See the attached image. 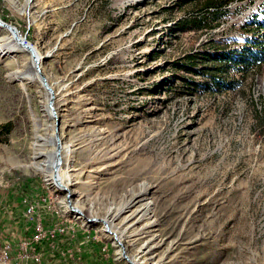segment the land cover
Segmentation results:
<instances>
[{
    "label": "rangeland",
    "instance_id": "374dc122",
    "mask_svg": "<svg viewBox=\"0 0 264 264\" xmlns=\"http://www.w3.org/2000/svg\"><path fill=\"white\" fill-rule=\"evenodd\" d=\"M200 1L0 0V20L39 55L54 110L28 49L8 50L0 30L11 264L33 232L30 202L44 226L57 215L74 226L33 244L40 264H77L62 255L75 247L91 264H264V61L212 57L263 50L264 0L234 1L209 31H177ZM55 134L57 167L34 157L37 143L56 151Z\"/></svg>",
    "mask_w": 264,
    "mask_h": 264
},
{
    "label": "trees",
    "instance_id": "16d2710c",
    "mask_svg": "<svg viewBox=\"0 0 264 264\" xmlns=\"http://www.w3.org/2000/svg\"><path fill=\"white\" fill-rule=\"evenodd\" d=\"M238 0H202L199 3H195L192 6V11L187 16L181 17L175 22L174 28L177 31H209L218 25V22L228 13L230 5ZM260 52H253L247 49L245 53H235L233 51L225 52L219 51L212 56L217 62L223 64H229L231 66L241 68L247 67L251 63L258 61H264V46ZM191 55H187L186 58H190ZM183 66L186 70H195L193 68L187 69V65ZM215 67H212V69ZM212 76V75H210ZM215 84H223L225 81H216L215 77L212 76ZM204 86H209V83H205ZM257 112L259 110L257 109ZM11 122L0 124V135H7L11 131ZM1 142V139H0ZM39 243V242H38ZM36 243V244H38ZM37 249V247H35Z\"/></svg>",
    "mask_w": 264,
    "mask_h": 264
},
{
    "label": "built area",
    "instance_id": "2783aa9c",
    "mask_svg": "<svg viewBox=\"0 0 264 264\" xmlns=\"http://www.w3.org/2000/svg\"><path fill=\"white\" fill-rule=\"evenodd\" d=\"M45 200V198H44ZM25 218L32 225V235L30 240H21L19 245V254L18 256L23 259L22 262L18 264H40L42 260V254L38 252L33 246L34 243L41 241L42 239L54 240L58 235L66 233V231H74V226L71 222H63L61 215L60 220L55 221L50 226H44L41 220V217L37 211V204L27 203L25 206ZM88 236V235H87ZM11 246L8 244H2L0 247V264H11ZM79 247L70 248L66 253H62L67 258L76 259L77 264H91L79 257ZM100 264V263H97Z\"/></svg>",
    "mask_w": 264,
    "mask_h": 264
},
{
    "label": "bare ground",
    "instance_id": "6f19581e",
    "mask_svg": "<svg viewBox=\"0 0 264 264\" xmlns=\"http://www.w3.org/2000/svg\"><path fill=\"white\" fill-rule=\"evenodd\" d=\"M1 27H0V30H4V31H6V33H7V37H6V39H7V47H8V50H13V49H15V50H21V46L23 47V48H26L25 46H24V44H21L20 42H19V40H21L20 38L19 39H16L14 36H13V34H12V32L7 28V27H5V26H3V25H0ZM3 27V28H2ZM4 28H6V30L4 29ZM9 31H8V30ZM12 35V36H11ZM24 42V41H23ZM27 49V48H26ZM35 51V50H34ZM35 55H36V58H37V60L39 59V55H38V53L35 51ZM40 75V74H39ZM48 92V91H47ZM50 96V93L48 92V97ZM49 108V107H48ZM49 111L51 112V110L49 109ZM43 138L42 137H39V140H42ZM57 145H59L58 143H57ZM35 146H38L39 148H36V150H37V152L35 153V156L34 157H39V156H46L48 159H49V162H53V159H55L56 158V160H57V163L55 164V167H57V164H58V162H59V164H60V157H59V149L57 148L56 149V151L53 149V151H51V152H48L47 150H44V149H42V148H40V146H42V144L41 143H37V144H35ZM60 147V146H59ZM54 152H55V156H54ZM48 166V165H47ZM54 170H55V174H57V171H56V168H54ZM48 176H50V178H53V172H52V170L50 169L49 170V173H48ZM61 186V185H60ZM66 206L68 207V203L66 202ZM78 210V209H77ZM79 211V210H78ZM80 212V211H79ZM77 216H79V215H77ZM113 229V228H112ZM113 231H115L114 229H113ZM117 237L120 239V240H122L121 239V236L117 233ZM111 238L112 239H114L113 238V236L111 235ZM132 264H138V263H136V260L135 259H132Z\"/></svg>",
    "mask_w": 264,
    "mask_h": 264
},
{
    "label": "water",
    "instance_id": "95a60500",
    "mask_svg": "<svg viewBox=\"0 0 264 264\" xmlns=\"http://www.w3.org/2000/svg\"><path fill=\"white\" fill-rule=\"evenodd\" d=\"M0 25H3V26H5V27H7V28L12 32L13 36H14L16 39H19V38H20V35L18 34L17 30H16L12 25L7 24V23H5V22H3V21H1V20H0ZM19 42H20L21 44H24V46L28 49L30 55L32 56V58H33L34 61L36 62V63H35V69H36V71H38V73L40 74V79H41V81H42V84L45 86V88H47V89L51 92L50 99L48 100V105H49V107L51 108L52 112L54 113L53 106H52L53 91H52V89L48 86V82H47V80H46V77H45L42 73H40V67H39V65H38V60H37V58H36L35 51H34V49H33L31 46L27 45V44L24 43L22 40H19ZM54 115H55V114H54ZM55 121H57V120H55ZM55 129H56V127H54V130H55ZM55 138H56L57 143L59 144V145H58V149H59L60 142H59L58 136H57L56 134H55ZM58 163H59V162H58ZM56 185L59 186L58 184H56ZM68 201H69V200H68ZM69 203H70V201H69ZM70 208H71V210H73V211H75V212H79V211H78L76 208H74L73 206H70ZM95 219H96V218H94V217H87V218H86L87 221H94ZM98 220L101 221V222L103 223V225H104L105 228H106V231H107L108 233L111 234V231L107 228V223H106L104 220H102L101 218H99Z\"/></svg>",
    "mask_w": 264,
    "mask_h": 264
},
{
    "label": "crops",
    "instance_id": "0c3cea01",
    "mask_svg": "<svg viewBox=\"0 0 264 264\" xmlns=\"http://www.w3.org/2000/svg\"><path fill=\"white\" fill-rule=\"evenodd\" d=\"M66 264V263H65Z\"/></svg>",
    "mask_w": 264,
    "mask_h": 264
}]
</instances>
